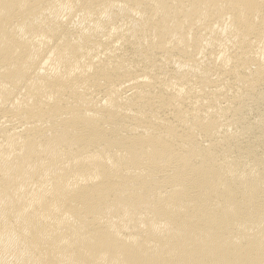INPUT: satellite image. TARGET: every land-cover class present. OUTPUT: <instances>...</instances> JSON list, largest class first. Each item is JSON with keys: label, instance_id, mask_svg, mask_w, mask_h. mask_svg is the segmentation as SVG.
<instances>
[{"label": "bare ground", "instance_id": "6f19581e", "mask_svg": "<svg viewBox=\"0 0 264 264\" xmlns=\"http://www.w3.org/2000/svg\"><path fill=\"white\" fill-rule=\"evenodd\" d=\"M0 264H264V0H0Z\"/></svg>", "mask_w": 264, "mask_h": 264}]
</instances>
